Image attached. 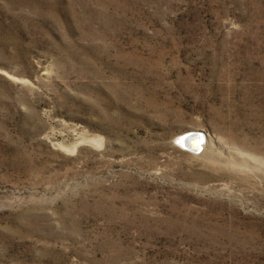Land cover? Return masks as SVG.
Segmentation results:
<instances>
[{
  "label": "rangeland",
  "instance_id": "obj_1",
  "mask_svg": "<svg viewBox=\"0 0 264 264\" xmlns=\"http://www.w3.org/2000/svg\"><path fill=\"white\" fill-rule=\"evenodd\" d=\"M0 264H264V0H0Z\"/></svg>",
  "mask_w": 264,
  "mask_h": 264
},
{
  "label": "bare ground",
  "instance_id": "obj_2",
  "mask_svg": "<svg viewBox=\"0 0 264 264\" xmlns=\"http://www.w3.org/2000/svg\"><path fill=\"white\" fill-rule=\"evenodd\" d=\"M203 140H206L205 135L197 129L188 130L184 134H181V136L179 137V142L183 144L185 150L193 152V155L198 154V152L201 151L202 148H204ZM204 149L201 152H203Z\"/></svg>",
  "mask_w": 264,
  "mask_h": 264
},
{
  "label": "water",
  "instance_id": "obj_3",
  "mask_svg": "<svg viewBox=\"0 0 264 264\" xmlns=\"http://www.w3.org/2000/svg\"><path fill=\"white\" fill-rule=\"evenodd\" d=\"M204 141V140H203ZM191 150V149H190ZM196 151V150H195Z\"/></svg>",
  "mask_w": 264,
  "mask_h": 264
}]
</instances>
